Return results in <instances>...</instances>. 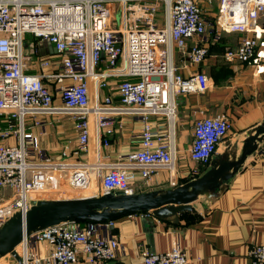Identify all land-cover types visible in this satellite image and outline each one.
<instances>
[{"label": "built area", "instance_id": "1", "mask_svg": "<svg viewBox=\"0 0 264 264\" xmlns=\"http://www.w3.org/2000/svg\"><path fill=\"white\" fill-rule=\"evenodd\" d=\"M110 2L122 5L119 22ZM160 3L166 9L163 26L155 19ZM262 17L264 0H218L219 27L245 33L236 47L224 51L225 59L257 60L260 43L256 29ZM205 31L196 0H0V228L15 214L25 215L39 200L35 194L48 189L53 172L63 174L62 179L74 189H86L91 181L88 162L69 161L63 158L65 154L54 161L40 148L31 129L41 124L33 118L36 114L70 116L76 131V154L88 151L93 127L98 143L108 146L122 116L140 118L138 147L114 161H99L95 168L100 188L86 197L134 194L136 174L145 181L159 168L172 169L175 153L171 143L152 130L151 117L156 122L164 119L170 127L177 96L206 90L205 74L183 77L171 60L174 46L191 63H201L208 52ZM26 34L48 41L57 60L39 56L33 61L35 42L27 43ZM33 62L40 70L27 72ZM51 65L56 66L55 71L44 70ZM112 87L118 102L110 93L99 94ZM55 95L60 105L54 104ZM230 128L223 115L196 118L190 159L208 164ZM113 225L114 220H67L32 231L19 243L20 264L112 261L120 252L119 242L108 233ZM141 255L142 264L187 263L178 245L165 252L143 247ZM250 255L251 264H264V244L254 246Z\"/></svg>", "mask_w": 264, "mask_h": 264}, {"label": "crops", "instance_id": "2", "mask_svg": "<svg viewBox=\"0 0 264 264\" xmlns=\"http://www.w3.org/2000/svg\"><path fill=\"white\" fill-rule=\"evenodd\" d=\"M196 2L206 22L204 37L207 55L201 63L194 64L186 54L173 46L171 60L183 77L197 72L205 74L207 88L203 92L177 96L176 116L170 127L164 119L156 122L151 117L152 130L163 134L171 143L175 153L174 165L172 169H157L145 181L136 174L132 184L135 193L154 191L162 194L222 164L233 168L239 162L238 168L229 179L219 181L217 188H202L187 203L191 207L189 210L165 219L156 217L152 210L128 213L113 219L114 225L108 228V233L119 242L120 252L116 259L103 264H142L143 247L165 252L175 245L184 251L186 264H251V249L264 244V18L260 19L261 26L256 29L260 43L257 60L248 63L227 60L224 51L236 47L245 33L225 31L219 27L218 0ZM159 5L155 19L158 25L163 26L167 23L166 9L162 3ZM121 7L118 2H110L116 20L120 17ZM234 17L238 18V14L235 13ZM249 34L252 35V32ZM32 40L36 50L32 55L33 61L39 56L57 60L58 55L48 41L25 35L27 43ZM192 44L193 40H189L188 45ZM55 69L54 65L44 68L51 72ZM39 70L34 62L27 68V72L31 73ZM109 83L112 84L113 79ZM53 89L54 94H57L55 87ZM106 93H110L113 101L118 102L114 87L102 90L99 94L102 96ZM54 104H61L58 95L54 96ZM203 115H223L231 123L228 134L218 143L206 165L193 161L188 153L193 122ZM33 118L41 121V124L33 125L31 129L38 136L40 148L50 159H62L65 154L63 158L69 161H86L92 165L90 184L82 190L70 187L62 179L63 174L53 172L48 189L35 194L36 199L49 201L97 194L100 181L95 165L99 161H114L120 155L136 149L142 126L139 117L122 116L121 126L111 137L108 146L98 143L93 127L88 151L76 154L73 152L76 131L70 116L36 114ZM31 123L32 118L28 119V124ZM248 138L254 139L251 142L253 148L245 151ZM45 192L49 193L48 197L41 196ZM21 250L22 246L18 243L16 254L0 256V264H20Z\"/></svg>", "mask_w": 264, "mask_h": 264}, {"label": "water", "instance_id": "3", "mask_svg": "<svg viewBox=\"0 0 264 264\" xmlns=\"http://www.w3.org/2000/svg\"><path fill=\"white\" fill-rule=\"evenodd\" d=\"M254 139L246 140V150L253 148ZM239 162L231 168L222 164L215 169L185 184L171 188L162 194L143 192L134 194H105L69 200H39L22 217L17 213L0 228V256L15 253V247L23 235L32 231L67 220L86 219L89 221H107L122 215L152 210L161 219L189 210L187 204L203 189H215L219 181L229 179L237 170ZM170 204V205H167Z\"/></svg>", "mask_w": 264, "mask_h": 264}, {"label": "rangeland", "instance_id": "4", "mask_svg": "<svg viewBox=\"0 0 264 264\" xmlns=\"http://www.w3.org/2000/svg\"><path fill=\"white\" fill-rule=\"evenodd\" d=\"M214 9V8H213ZM117 22H119V18H117ZM41 196H45V197H48L49 196V193H43V194H41ZM8 261H9V259H8Z\"/></svg>", "mask_w": 264, "mask_h": 264}, {"label": "trees", "instance_id": "5", "mask_svg": "<svg viewBox=\"0 0 264 264\" xmlns=\"http://www.w3.org/2000/svg\"><path fill=\"white\" fill-rule=\"evenodd\" d=\"M77 221H79V222H81V223H84V222L89 221V220H86V219H80V220H77Z\"/></svg>", "mask_w": 264, "mask_h": 264}]
</instances>
